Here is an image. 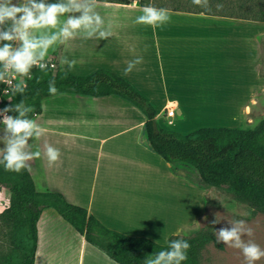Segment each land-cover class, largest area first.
I'll use <instances>...</instances> for the list:
<instances>
[{
	"label": "crops",
	"instance_id": "crops-1",
	"mask_svg": "<svg viewBox=\"0 0 264 264\" xmlns=\"http://www.w3.org/2000/svg\"><path fill=\"white\" fill-rule=\"evenodd\" d=\"M142 8L137 0L128 5L104 2L99 11L106 23L113 22L114 35L108 40L78 38L71 42L68 51L57 45L55 51L49 50L47 59L53 60L62 72L77 77H88L100 70L115 73L150 101L164 129L176 133L180 131L172 127L187 120L188 110L192 119H196L202 116L196 110L205 111L208 118L211 108L238 110L247 106L246 97L237 103L241 93L236 89L227 88L222 96L210 97V77L246 73L249 61L254 76L259 78L262 33L241 40L240 33L233 36L227 28L261 23L168 11L170 21L154 27L134 22L142 14ZM65 56L77 61L74 67L61 65ZM137 57H142V63L125 75L128 63ZM216 98L223 99L220 100L223 104L210 103ZM173 109L174 115L169 117L167 110ZM33 119L44 132L28 141L27 150L40 151L41 155L26 163L31 166L29 173L36 190L38 186L42 189L37 190L39 193L60 194L69 204L86 209L88 215L107 229L128 237L146 238L160 246H166L172 237H180L184 231L181 214L178 226L176 216L159 219L160 212L151 207L150 200L135 196V189L151 182L152 170L161 171L163 184L168 187L178 181L181 185L184 178L147 145L144 138L147 118L134 104L118 95L62 93L42 100L41 112ZM234 122L200 129H230ZM3 133L1 137L5 136L4 130ZM45 144L60 152L58 161L51 166L44 155ZM4 146L0 142V149ZM195 187L200 192L201 211L191 226H185L186 231L196 226L204 212L202 189ZM51 211L55 210H45L38 223L35 264H118L89 244L56 211L54 222L45 230V246L63 249L61 253L47 250L41 255L43 240L39 226ZM0 264L7 263L0 261Z\"/></svg>",
	"mask_w": 264,
	"mask_h": 264
},
{
	"label": "trees",
	"instance_id": "trees-1",
	"mask_svg": "<svg viewBox=\"0 0 264 264\" xmlns=\"http://www.w3.org/2000/svg\"><path fill=\"white\" fill-rule=\"evenodd\" d=\"M107 3L128 5L130 0H105ZM140 6H152L174 12L204 14L230 19L264 23V0H208L207 7L192 4L191 0H170L154 5L139 0ZM222 4V8H217ZM0 42V46H2ZM15 47V44L13 45ZM3 66L0 65V72ZM32 78L23 94L16 93L0 100L2 110L21 100L24 107L32 106L34 118L41 112L42 100L62 93L91 97L118 95L134 104L146 116L145 141L175 173L180 168L193 169L199 187L226 189L235 199L264 213V121L251 129L204 128L188 135L164 129L157 121V111L150 101L120 76L100 70L88 77H77L60 68L41 71L33 67ZM49 81L55 82L56 95L48 91ZM7 115L16 117L15 110ZM0 186L10 193L9 206L0 214L2 228L9 229V240L14 249L25 253L24 264H35L38 249V223L43 212L55 210L85 240L104 252L118 264H143L148 256L170 250L168 245L180 237H172L166 246L141 237H128L107 229L86 209L69 204L57 193H39L27 169L20 173L5 171L0 164ZM22 234L18 238V234ZM187 260L181 264H197L198 243L188 242Z\"/></svg>",
	"mask_w": 264,
	"mask_h": 264
},
{
	"label": "clouds",
	"instance_id": "clouds-1",
	"mask_svg": "<svg viewBox=\"0 0 264 264\" xmlns=\"http://www.w3.org/2000/svg\"><path fill=\"white\" fill-rule=\"evenodd\" d=\"M105 0H0V65L3 71L0 72V82L11 85L12 80L17 83L12 86V94H23L27 84L24 77L31 79V69L35 66L41 71L49 68L45 62L49 50L55 51V46L63 45L65 51L71 47V42L76 39L108 40L114 35L112 21L106 23L105 18L100 14L99 9L104 7ZM192 4L207 7L208 0H191ZM218 4L217 8H222ZM79 13V15H76ZM63 18V19H62ZM168 10L158 9L152 6H144L142 14L135 19L136 24L162 26L170 21ZM14 43L17 45L14 47ZM61 65L72 68L76 60H69L67 56L61 58ZM142 63V57L128 63L124 70L125 75L133 68ZM55 68V65H51ZM7 92L8 89H5ZM48 91L56 95L57 88L54 81H49ZM25 102L6 106L2 111L8 113L13 110L19 113L13 117L4 115L0 123L4 125L5 136L0 137V142L5 146L0 149V164H3L5 171L20 173L22 169L31 171V166L26 162L39 158L40 151L32 152L28 141L39 138L44 129L35 119L27 118L28 113H33L34 108L24 107ZM44 155L47 157L49 166L58 161L60 152L51 145H44ZM37 190H42L37 187ZM218 221H213L216 223ZM235 226L229 229H221L214 232L216 242L223 243L229 247L240 249L247 261V264H254L261 257H264V250L253 242H245L241 237L246 234L252 235L251 228H245L243 221H235ZM168 251L158 252L154 258L148 256L143 264H181L187 260V251L191 245L185 240H175L168 245Z\"/></svg>",
	"mask_w": 264,
	"mask_h": 264
},
{
	"label": "rangeland",
	"instance_id": "rangeland-1",
	"mask_svg": "<svg viewBox=\"0 0 264 264\" xmlns=\"http://www.w3.org/2000/svg\"><path fill=\"white\" fill-rule=\"evenodd\" d=\"M56 2V0H53ZM132 0H130L131 2ZM139 1V0H137ZM146 2L154 5H160L162 3L169 2L170 0H145ZM16 0H13L15 3ZM51 2V0H48ZM253 22V21H252ZM233 29V30H232ZM233 36L236 33H240L241 40L244 37L250 35L259 36L262 44V69L259 78H256L253 73V69L250 67L249 61L247 62L246 73L241 72V75L231 77H210V97L222 96L223 90L236 89L241 93V99L239 98L237 103H242L243 99L247 98V106L244 109L238 110H225L224 108H211L208 118L205 111H199L202 116L192 119L191 110L187 111V120L176 124L173 129H178L180 134L188 135L191 131H197L201 127H215L220 125H230L231 120H234L230 129H251L255 128L262 121H264V23L260 25H248L242 27H230L227 28ZM249 48H247V60L249 57ZM244 56V55H242ZM226 59V58H225ZM228 63V60L226 59ZM246 76H245V75ZM223 100L221 98L212 99L214 102L211 104L222 105ZM220 101V102H219ZM204 112V113H201ZM3 113V112H2ZM3 120V119H2ZM0 118V121H2ZM194 122H191L193 121ZM208 121V122H207ZM4 126L0 123V127ZM161 126V125H160ZM216 126V127H217ZM162 127V126H161ZM193 133V132H192ZM3 129H0V137L3 136ZM2 159V155L0 156ZM151 182H144V187L141 189H135V196L150 200L151 207L154 210L160 212L159 219H163L164 216L177 217V226L179 224V217L181 214L182 228L184 231L180 236L181 239L187 242L195 244L198 243V254L196 257L197 264H247L245 257L240 249L232 248L223 243L216 242L215 233H218L221 229H231L235 226V221H243L245 228L252 229V235L247 236L244 234L241 239L247 242H253L264 250V213L252 208L247 204H243L235 199L233 194L226 189L217 188H204L199 187L200 181L198 175L193 169L180 168L178 175L184 179L179 185H170L169 187L162 181L161 171L152 170ZM186 179V180H185ZM193 183L198 188L202 189L201 204L204 212L199 217L198 223L192 229L186 231L185 226L192 224L197 218L200 208V192L198 189L189 183ZM10 193L9 191L0 186V214L9 206ZM47 213L43 218L40 229L42 230V248H39V253L43 255V252L49 250L52 253H61L63 248H47L45 246V230L47 226L54 222L53 214ZM57 216V215H55ZM161 221V220H159ZM213 221H218L213 223ZM197 222V221H196ZM0 224V261H4L7 264H24L25 253L14 249L5 240H9L11 234L9 229L2 228ZM22 234H18V238H21ZM254 264H264V257H261Z\"/></svg>",
	"mask_w": 264,
	"mask_h": 264
},
{
	"label": "built area",
	"instance_id": "built-area-1",
	"mask_svg": "<svg viewBox=\"0 0 264 264\" xmlns=\"http://www.w3.org/2000/svg\"><path fill=\"white\" fill-rule=\"evenodd\" d=\"M14 44H15V43H14ZM16 46H17V45L15 44V47H16ZM45 62H46V63H47V62L49 63V69L55 70V69L57 68V66H56V64H55V62H54L53 60L46 59ZM51 65H55V68H52ZM34 67H35V66H34ZM35 68H36V67H35ZM37 69H38V68H37ZM31 77H32V76H31ZM18 79H19V78H17V80H12V84H11V85H6V84L0 82L1 97H6V96H9V95L12 94V86L15 85V84L17 83ZM23 79L25 80L26 84H27L28 80H30V79H28L27 77H24ZM26 88H27V87H26ZM5 89H8V91L6 92ZM0 104H1V100H0ZM2 112H3V111H2V108H1V106H0V118H1V120L4 118V115H7V113H2ZM167 115H168L169 117H173V115H174V109H173V110H167Z\"/></svg>",
	"mask_w": 264,
	"mask_h": 264
}]
</instances>
